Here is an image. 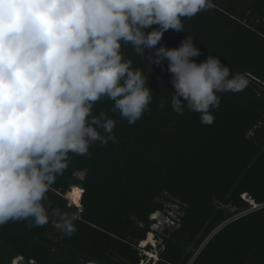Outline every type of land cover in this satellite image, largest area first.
I'll return each instance as SVG.
<instances>
[{
    "label": "trees",
    "instance_id": "1",
    "mask_svg": "<svg viewBox=\"0 0 264 264\" xmlns=\"http://www.w3.org/2000/svg\"><path fill=\"white\" fill-rule=\"evenodd\" d=\"M213 4L182 18L185 32L169 29L156 47H178L190 35L200 49L193 58L197 63L211 54L232 74L244 75L247 87L219 93L220 106L211 110L214 122L206 125L199 113L172 109L174 86L166 59L155 64L131 45L123 46L125 58L149 76V110L129 125L112 111V101L95 103L93 115L103 111L117 121V141L94 142L85 155L70 153L68 167L47 193L49 211L79 214L76 232L67 235L56 226L58 218L32 227L30 220L9 221L0 226V264H9L16 255L35 264H264V207L227 220L231 213L217 206L247 209L240 197L244 192L264 202V0ZM145 51L154 57L155 49ZM75 171H84L82 181ZM76 183L83 189L78 208L67 206L61 195ZM164 192L178 205V227L162 237L157 259L146 261L138 241L131 242L126 234L137 219L143 226L135 237L144 238L150 214L162 212L155 198H168ZM186 238L195 246L202 243L191 260L193 250L183 246Z\"/></svg>",
    "mask_w": 264,
    "mask_h": 264
},
{
    "label": "clouds",
    "instance_id": "2",
    "mask_svg": "<svg viewBox=\"0 0 264 264\" xmlns=\"http://www.w3.org/2000/svg\"><path fill=\"white\" fill-rule=\"evenodd\" d=\"M212 7L213 0H0V226L58 218L67 235L76 232L79 214L49 211L47 193L70 153L117 141V121L93 115L95 103L112 101L131 125L153 99L149 76L125 58L123 46L155 64L166 59L172 109L214 122L218 94L244 90L245 76L211 54L197 63L190 35L178 47H156L169 29L185 32L182 18ZM145 49H155L154 57Z\"/></svg>",
    "mask_w": 264,
    "mask_h": 264
},
{
    "label": "rangeland",
    "instance_id": "3",
    "mask_svg": "<svg viewBox=\"0 0 264 264\" xmlns=\"http://www.w3.org/2000/svg\"><path fill=\"white\" fill-rule=\"evenodd\" d=\"M263 116H264V113H263ZM74 176L78 180L82 181L84 177V171H75ZM74 189H79L80 194H81V192L83 191L82 184L81 183L71 184L64 193L62 194L60 193V194L64 197V199H66L67 206L78 208L80 205V195H79V198L75 201L74 198L71 196ZM164 195L165 197H168V198H163V199L155 198L161 201L162 212H159L156 218L151 219V216L148 217V219L150 220V224H149L148 231H146L145 233L144 238L136 239L135 237V234L137 232V227L143 226V223L137 219H134L133 226L128 229L129 232L126 234L131 242L135 243L136 241H138L137 246L141 250H145L144 252H141V253L144 254L146 261H149V259L152 258L151 254L154 255L158 253V247L162 243V237H168L169 233L177 229L178 227V225L174 223L175 215L177 214V211H178V205L177 203H175L174 198L169 197L168 194L165 192H164ZM217 206L231 213V216L227 220L234 219L237 215L247 210L245 209V210H242L241 212L239 211L235 212V206L231 204L218 203ZM56 226L62 227L60 223H56ZM183 246L186 251L189 249L193 250L192 257L190 258L191 260L196 255L198 250L201 248L202 243L195 246L194 241L186 238L185 240H183ZM15 259H17L16 260L17 264H27L25 263L26 262L25 257H23L22 255L13 256L9 264H11V262L14 261ZM92 262H95V261L89 260V261H86L84 264H92ZM29 263L35 264L33 261H30ZM95 264H101V263L95 262ZM142 264H144V262Z\"/></svg>",
    "mask_w": 264,
    "mask_h": 264
},
{
    "label": "built area",
    "instance_id": "4",
    "mask_svg": "<svg viewBox=\"0 0 264 264\" xmlns=\"http://www.w3.org/2000/svg\"><path fill=\"white\" fill-rule=\"evenodd\" d=\"M240 197L243 199V201H245L248 204V208L245 212L243 213H247L253 210H257L259 208L264 207V202H257L251 195H249L248 193L244 192L240 194ZM240 213V214H243ZM169 219V218H167ZM145 250H142V252H144Z\"/></svg>",
    "mask_w": 264,
    "mask_h": 264
},
{
    "label": "snow or ice",
    "instance_id": "5",
    "mask_svg": "<svg viewBox=\"0 0 264 264\" xmlns=\"http://www.w3.org/2000/svg\"><path fill=\"white\" fill-rule=\"evenodd\" d=\"M80 195V190L79 189H74L73 190V198L78 199Z\"/></svg>",
    "mask_w": 264,
    "mask_h": 264
},
{
    "label": "water",
    "instance_id": "6",
    "mask_svg": "<svg viewBox=\"0 0 264 264\" xmlns=\"http://www.w3.org/2000/svg\"><path fill=\"white\" fill-rule=\"evenodd\" d=\"M159 212H160V211L156 210L155 212L151 213V214H150L151 219L154 218L153 215H155V214H157V213L159 214ZM151 256L153 257L154 260L157 259V254H154V255L151 254Z\"/></svg>",
    "mask_w": 264,
    "mask_h": 264
},
{
    "label": "bare ground",
    "instance_id": "7",
    "mask_svg": "<svg viewBox=\"0 0 264 264\" xmlns=\"http://www.w3.org/2000/svg\"><path fill=\"white\" fill-rule=\"evenodd\" d=\"M157 216H158V213L155 214V215H153L154 218H156ZM16 260H17V259H15L14 261H12L11 264H17Z\"/></svg>",
    "mask_w": 264,
    "mask_h": 264
}]
</instances>
